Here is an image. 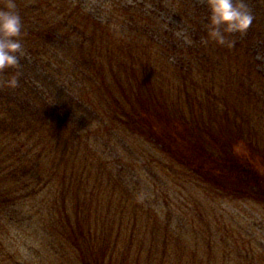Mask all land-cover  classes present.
I'll return each mask as SVG.
<instances>
[{
  "label": "trees",
  "instance_id": "16d2710c",
  "mask_svg": "<svg viewBox=\"0 0 264 264\" xmlns=\"http://www.w3.org/2000/svg\"><path fill=\"white\" fill-rule=\"evenodd\" d=\"M16 2L27 55L19 86L0 87V264H29L3 237L17 217L35 224L40 264H220L214 214L192 197L204 230L176 228L170 211L164 223L140 197L118 142L153 147L165 175L183 183L264 204V171L221 145L211 124L218 112L223 121L243 115L246 142L264 135V0H247L255 19L229 34L231 48L202 42L204 0ZM180 27L193 43L175 35ZM32 203L38 219L22 217ZM223 249L224 264H264L237 241Z\"/></svg>",
  "mask_w": 264,
  "mask_h": 264
},
{
  "label": "rangeland",
  "instance_id": "374dc122",
  "mask_svg": "<svg viewBox=\"0 0 264 264\" xmlns=\"http://www.w3.org/2000/svg\"><path fill=\"white\" fill-rule=\"evenodd\" d=\"M127 1L130 2L134 0ZM180 29L183 28L180 27ZM260 111L264 113V111ZM231 114L233 116V112H231ZM235 116L237 122H234L230 118L223 121L224 118L219 112L216 116L211 117L213 118L211 124L216 131V138L220 139V137H222V139H220L221 145L225 144L230 146L232 144L235 153L239 157H242V155L249 157L253 161L252 163H255L261 171H264V157H260L264 156V135L258 137L257 140L261 149L255 142H246V139L241 137L238 129H245L248 118L245 119L243 115H241V117L238 115ZM250 126L252 125L250 124ZM159 129L169 132L170 126L161 125ZM127 139H129V141L118 142L119 158H121L128 167L132 168L129 170V174L136 175L133 177V180L140 187V197L143 201L150 207L152 206L159 211H163L161 213V219L164 223L166 222V220H164L165 215L170 211L172 215L175 214L173 216L174 221H172L176 228L178 223H187L188 225L195 223L196 226L199 225L201 230H204L206 227V225L204 226L206 214L203 212L198 213L192 218V212L195 208L193 204L196 203L195 200H192V197L194 199H199L200 201H198V204L203 203L208 213L214 214L213 216L211 215L210 218L214 217L219 221V228L214 229L215 232L219 229V233H215L212 241L214 244L218 245V247L215 248L220 250V264H224L222 262L224 257V253L222 252L224 250L223 245L225 243L233 245L234 241L238 242L240 248H242V245H245L246 249L252 248L259 251L260 257L264 259V204L257 203L252 198L236 196L232 198L221 193L215 194L204 186L197 187L191 184L188 185V183H183L185 178L183 176L181 177L179 174L172 176L165 175L158 161V158L162 156L157 154L153 150V147L151 149L144 142L129 137ZM116 142V140H113V143L116 144ZM175 147L181 150L180 146ZM131 151L133 152L132 154ZM152 159L155 160L153 161ZM150 161L151 164L149 163ZM133 169L135 171H133ZM44 193L43 191L42 194ZM24 206L29 212L27 214V211H24V214H21L22 217H28L30 213L34 216V219H38L37 216L39 215L37 214L39 211H37V204L32 203L29 204V206L25 204ZM7 230V235L3 237L7 236L8 245L18 247L23 256L22 259L27 263L40 264L42 257L41 253L44 251V248L42 245L43 241L35 230V224H29L26 219L17 217L14 218V221ZM163 233L165 238L167 235L164 231ZM188 236L193 243L198 240V237H194L193 235ZM204 245L207 246L202 239H199L198 249L199 254H203L202 257L206 256ZM176 252L180 251L176 250ZM157 254L161 255L162 251H158ZM176 258H179V253L176 255Z\"/></svg>",
  "mask_w": 264,
  "mask_h": 264
},
{
  "label": "clouds",
  "instance_id": "9594fccd",
  "mask_svg": "<svg viewBox=\"0 0 264 264\" xmlns=\"http://www.w3.org/2000/svg\"><path fill=\"white\" fill-rule=\"evenodd\" d=\"M208 8L207 38L203 43L213 40L219 45L234 47L235 41L228 38L232 33H246L252 25L255 15L247 0H204ZM0 6V74L6 69H17L8 75L7 79L0 76V87L15 89L20 84L22 72L21 57L27 55L22 40L23 18L17 10L16 0H2ZM151 8L149 3L146 5ZM87 10H92L88 5ZM175 35L187 44L193 43L191 35L186 29H177ZM259 56V54H258ZM39 86V81H36Z\"/></svg>",
  "mask_w": 264,
  "mask_h": 264
}]
</instances>
